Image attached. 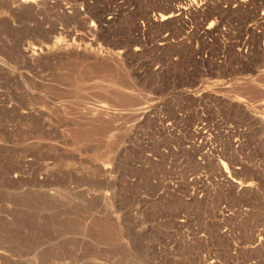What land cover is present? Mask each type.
Wrapping results in <instances>:
<instances>
[{"label": "rangeland", "instance_id": "rangeland-1", "mask_svg": "<svg viewBox=\"0 0 264 264\" xmlns=\"http://www.w3.org/2000/svg\"><path fill=\"white\" fill-rule=\"evenodd\" d=\"M22 4L0 0V264H264V0Z\"/></svg>", "mask_w": 264, "mask_h": 264}, {"label": "bare ground", "instance_id": "bare-ground-1", "mask_svg": "<svg viewBox=\"0 0 264 264\" xmlns=\"http://www.w3.org/2000/svg\"><path fill=\"white\" fill-rule=\"evenodd\" d=\"M12 2L14 1V0H11ZM16 2H19L20 4H22V3H24V2H26L27 0H15ZM223 1V0H222ZM26 5V4H25ZM25 5H23L22 4V6H24L25 7ZM190 7H192V6H190ZM182 8V7H181ZM184 9V8H183ZM179 10V9H178ZM181 11V10H180ZM174 11H171V13L170 14H168V15H161V19H160V21L161 20H166V19H168V18H171V17H174ZM48 47V46H47ZM34 50H35V48H34ZM40 50H42V49H40ZM31 52V51H30ZM34 52V51H33ZM42 52V51H41ZM36 53V52H35ZM34 54V53H33ZM34 56H36V54H34Z\"/></svg>", "mask_w": 264, "mask_h": 264}, {"label": "built area", "instance_id": "built-area-1", "mask_svg": "<svg viewBox=\"0 0 264 264\" xmlns=\"http://www.w3.org/2000/svg\"><path fill=\"white\" fill-rule=\"evenodd\" d=\"M195 5H196V2H195V4L194 3L192 4V7H194Z\"/></svg>", "mask_w": 264, "mask_h": 264}]
</instances>
